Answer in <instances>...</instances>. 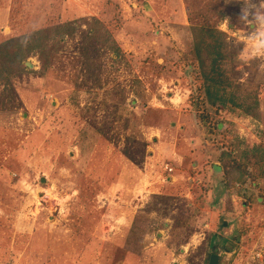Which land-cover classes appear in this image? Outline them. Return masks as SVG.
I'll return each mask as SVG.
<instances>
[{
	"label": "rangeland",
	"instance_id": "374dc122",
	"mask_svg": "<svg viewBox=\"0 0 264 264\" xmlns=\"http://www.w3.org/2000/svg\"><path fill=\"white\" fill-rule=\"evenodd\" d=\"M259 7L0 0V43L26 33L1 46L26 57L0 59V264H138L147 249L158 264H257L264 178L228 190L203 171L228 138L264 176ZM196 73L225 98L197 122Z\"/></svg>",
	"mask_w": 264,
	"mask_h": 264
},
{
	"label": "trees",
	"instance_id": "16d2710c",
	"mask_svg": "<svg viewBox=\"0 0 264 264\" xmlns=\"http://www.w3.org/2000/svg\"><path fill=\"white\" fill-rule=\"evenodd\" d=\"M67 20V19H66ZM65 20V21H66ZM71 19L67 20V22L70 23ZM67 23V24H63V25H58V28H60L61 30L64 31V29L70 27L72 25V23ZM36 32H39L40 34H43L44 30L42 28L38 29ZM35 32V33H36ZM25 34L23 35H19V37H10L7 38L6 40H4L3 42L0 43V59H1V52L3 51V49L1 48V46H5V45H12L13 43H15L17 40L18 41H22L25 38ZM36 40V39H35ZM29 46L33 47H40V42L39 41H29ZM21 44V43H20ZM21 52H19V50L14 51V53L12 52V54L10 52H2V54L6 57H13L14 60H17V63H21L24 60V57H26V53L24 52L23 49L20 50ZM27 51H30L29 48L27 49ZM221 51H216L214 53V56L212 57V70H214L215 68H217L218 65H215V63L217 64L218 60L221 58ZM19 56V57H18ZM18 57V58H17ZM201 62V61H200ZM16 63V62H15ZM2 65V64H0ZM11 71L9 70V68H4V66H0V79H4L5 77L7 78L8 75H10ZM204 73H206L204 71ZM195 84L192 87V89L196 92H198L196 94V98L195 101L191 100V107L193 109L192 112V116H193V120L195 122L198 121L197 118V110L200 108H205L206 106H208V104H213L216 103L217 101H219L220 99H225V98H220L223 96V94H216V90L213 91V85L215 83H220V79L214 77V76H205L204 74H199L196 73L195 75ZM192 90V92H194ZM203 93V94H202ZM194 96V95H193ZM201 96V97H200ZM214 96H218L220 99H217ZM197 108V110H196ZM216 128H218L220 130L221 128V122L217 123ZM231 141V140H230ZM229 139L227 138V140H225L223 143L224 148L219 147V159L221 160V162L223 163L224 166V184H225V188L229 190V188H234L235 185V181H240L243 185H253L254 182L257 180L258 175V167H259V161L261 160V154L257 151L254 150H246L244 151L242 154H238L234 152V148H232V146H228L230 145ZM252 168H254V170H252ZM247 187V186H246ZM246 187H242L243 190H246L244 188ZM239 189V188H238ZM241 189V188H240ZM248 191V190H247ZM259 199L264 201V195H260ZM212 254V253H211ZM210 254V255H211ZM210 257V256H209Z\"/></svg>",
	"mask_w": 264,
	"mask_h": 264
},
{
	"label": "crops",
	"instance_id": "0c3cea01",
	"mask_svg": "<svg viewBox=\"0 0 264 264\" xmlns=\"http://www.w3.org/2000/svg\"><path fill=\"white\" fill-rule=\"evenodd\" d=\"M224 123H221V127L223 126ZM233 138V137H232ZM224 148V146L222 147ZM237 148L234 149V152L237 153ZM219 150H213L212 155H209V158H211L210 163H208L206 165V171L207 174H205V172L203 171V174L206 176V179H208L210 182H214V181H219L220 183L223 184V186L225 187L224 184V166L223 163L221 162V160L219 159ZM238 155V154H237ZM261 159V158H260ZM261 164V162L259 161V165ZM197 165H199V163H197ZM261 166V165H260ZM259 166V167H260ZM259 169V168H258ZM252 170H254V168H252ZM264 176L262 174H260L257 177V180L254 182V184L252 185V187L257 186L258 184H261V181L263 180ZM259 179H261V181H259ZM235 185L236 186H241L245 187V185H243L240 181H235ZM247 186V185H246ZM251 186V185H250ZM188 245V243H187ZM186 245V247H187ZM137 255V254H136ZM213 255V254H211ZM211 255L209 258H211ZM147 256V258H146ZM137 257H139L140 259H138V264H158L157 262H153L150 258H152V254L150 253V250L147 249L145 250V253H141L139 255H137ZM157 258V256H155ZM210 262V260H209ZM209 264V263H208Z\"/></svg>",
	"mask_w": 264,
	"mask_h": 264
},
{
	"label": "clouds",
	"instance_id": "9594fccd",
	"mask_svg": "<svg viewBox=\"0 0 264 264\" xmlns=\"http://www.w3.org/2000/svg\"><path fill=\"white\" fill-rule=\"evenodd\" d=\"M259 8L257 9V14L264 15V12H261L259 9H264V0H259ZM258 47L264 46V32H262L259 36Z\"/></svg>",
	"mask_w": 264,
	"mask_h": 264
},
{
	"label": "built area",
	"instance_id": "2783aa9c",
	"mask_svg": "<svg viewBox=\"0 0 264 264\" xmlns=\"http://www.w3.org/2000/svg\"><path fill=\"white\" fill-rule=\"evenodd\" d=\"M255 257H258L257 264H264V247L256 252Z\"/></svg>",
	"mask_w": 264,
	"mask_h": 264
},
{
	"label": "water",
	"instance_id": "95a60500",
	"mask_svg": "<svg viewBox=\"0 0 264 264\" xmlns=\"http://www.w3.org/2000/svg\"><path fill=\"white\" fill-rule=\"evenodd\" d=\"M27 63L29 65H32L30 62H27ZM217 262H218V255L217 254L211 255L209 264H217Z\"/></svg>",
	"mask_w": 264,
	"mask_h": 264
},
{
	"label": "flooded vegetation",
	"instance_id": "af4514ba",
	"mask_svg": "<svg viewBox=\"0 0 264 264\" xmlns=\"http://www.w3.org/2000/svg\"><path fill=\"white\" fill-rule=\"evenodd\" d=\"M210 259V258H209Z\"/></svg>",
	"mask_w": 264,
	"mask_h": 264
}]
</instances>
